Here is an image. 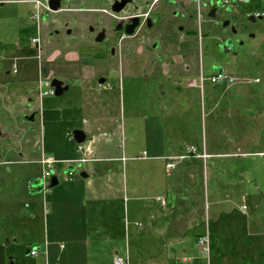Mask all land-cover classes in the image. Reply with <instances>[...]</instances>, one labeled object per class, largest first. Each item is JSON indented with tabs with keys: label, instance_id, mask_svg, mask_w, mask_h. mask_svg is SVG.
I'll return each instance as SVG.
<instances>
[{
	"label": "rangeland",
	"instance_id": "rangeland-1",
	"mask_svg": "<svg viewBox=\"0 0 264 264\" xmlns=\"http://www.w3.org/2000/svg\"><path fill=\"white\" fill-rule=\"evenodd\" d=\"M0 1L6 2L0 6V159L5 161V165L0 168V197L4 199L3 202H7L6 206L0 202L2 204L0 223L5 226L11 225L9 230L12 232L9 235L19 233L16 231L30 222L28 215L19 214L13 218L8 216V212L15 209L14 205L9 206L12 201H18L17 207L20 209L27 202L31 207L36 202L43 207L44 203V214L39 215L34 221L31 233L32 237L37 235L36 238L42 235L44 221L46 223L52 220L48 215V200L54 188L41 193L40 199L35 201L27 191L30 189L28 179L34 181L41 176L43 168L37 161L43 153L57 161L56 176L61 181V186L68 184L67 174L62 172L64 163L78 159L82 155L75 152L76 144L71 138V131L83 129L84 122L92 118L105 116L115 121L116 129L111 135L109 152L113 157H118V163H112L113 167L110 170L111 176L119 183L121 192L119 246L124 250L127 244L129 256L133 261H143L146 256L159 252L157 242L152 239L154 237L145 235L148 211L157 206L153 197L168 195L164 188L166 179L171 180L176 174L186 175L185 178L188 176L186 170H183L186 161L177 157L181 155L186 145L201 147L203 142H210L213 137L215 143L228 145L231 139L230 126L234 129H243L246 126L250 132L251 130L257 132V137L255 134L250 142L255 144L254 150H264V128L257 127L259 122L256 118L258 113L264 114V55L260 57L258 68L225 70L227 75L236 78L235 84L231 85L211 84L207 80L201 82L197 72L190 70L185 73L184 85L179 88V93L172 92L175 87H171L166 99L159 98L156 82L144 78L143 75H131L127 71L117 72L114 78L110 77L105 90L88 92L85 86L79 84L80 81L70 79L69 89L62 96H39V83H42L44 89L43 80L48 82L59 76L56 74L68 68L67 64L81 66L82 62H92L94 65L91 68L97 76L102 74L104 67L98 66L100 63L98 60H89L83 54L71 53V49L67 48L70 44L63 39L56 41L44 39L46 47H41L42 50L31 47V39L38 36L36 24L48 25V20L42 24L34 16L33 3H24L23 0ZM253 1L250 0V8H256L257 13H264V0L260 6L257 4L254 6ZM65 15V11L54 13L50 19L57 20ZM50 28V25L46 27V31ZM262 36L264 37V33ZM259 40L254 42L255 47ZM196 59L199 61V54L196 55ZM255 60L256 58H251L250 62ZM128 62L130 60L126 61ZM14 64L17 66V73L12 72ZM39 70L40 72L42 70L45 76L42 81ZM135 72L134 74L140 73L139 70ZM192 78L198 83L197 87H188V81ZM93 106L97 108V112L87 111ZM209 111L215 118L212 136H209L207 130ZM31 115L34 116V120H26ZM220 124L223 126L220 127ZM88 139L89 136L86 140ZM83 155L90 161L96 159L92 151ZM14 160L20 164H13ZM263 160L264 157H255L254 161L250 158L246 164L244 163L246 168L236 163L234 159L220 160L227 174L217 171L218 184L231 177H237L239 171L246 169L249 170L245 175L249 190L264 192ZM166 163L173 165L168 172ZM82 164L87 167L86 163ZM74 166L76 170L71 171L73 173L71 179L76 180L79 178L80 168L78 165ZM185 178L182 180L183 184L186 183ZM94 182V176L87 179L88 186ZM197 186L201 191V197L194 201L190 200L191 203L188 201L187 205L184 204L187 211L190 208L189 218L182 216L181 222L177 220L175 223L176 229H185L188 221L193 224L201 223V229L194 231L195 235L191 240L203 236L207 226L208 207L205 190L202 184ZM208 187L211 190V182ZM221 189H217L219 193ZM175 194L172 191L169 193ZM25 198L27 199L23 200ZM252 200L254 199L245 194L238 198L235 192L232 203L228 202L230 212L244 215L247 214V210L253 212L256 203ZM168 201L167 207L174 205L177 208V197ZM244 207L247 208L246 211ZM171 211L170 218L176 215L175 210ZM61 219L55 218L54 222L56 224L65 222L64 216H61ZM13 226L18 228L13 229ZM31 236L24 233L16 243L13 242V238L7 239L4 245L0 242V264H4L7 256L13 258L12 264H32L33 258L26 256L32 245L29 242ZM244 238H247L244 231L234 228L230 232L231 248H227L231 256L227 257L228 264H257L256 260L251 261L248 256L253 252L257 256V247L254 246L253 250L246 247ZM39 243L43 246V242ZM51 249L52 247L50 251ZM221 250L225 251L220 248V243L214 240L213 246L210 243L211 254L219 255L218 252Z\"/></svg>",
	"mask_w": 264,
	"mask_h": 264
},
{
	"label": "crops",
	"instance_id": "crops-1",
	"mask_svg": "<svg viewBox=\"0 0 264 264\" xmlns=\"http://www.w3.org/2000/svg\"><path fill=\"white\" fill-rule=\"evenodd\" d=\"M67 65L69 69L62 70V73L56 74L59 75L56 77L63 76L62 79L67 83L70 79L76 82L80 81L79 84L85 86L88 92H93L94 90L101 91L107 88L106 85L109 80L107 83L105 81L101 84L96 82V78L100 75L97 76L91 67H81L74 64ZM14 66L17 70V66L15 64ZM124 71L133 75L129 69L117 71L110 67H104L101 75L109 76V79H111L110 77L114 78L117 72ZM40 74L42 81L45 77L43 76L42 70ZM43 82L45 83V80ZM223 84L231 85L227 83ZM87 111L97 112L98 110L93 106ZM212 114L209 111L207 127L209 136L214 134L212 128L215 126V118ZM260 114L258 113L256 116L259 122L257 127L264 128V114ZM220 125V127L223 126V124ZM230 127L231 139L228 145L215 143L213 141L214 137L210 142H203L201 147L199 145H186L181 151L180 156L185 155L187 149L190 147L195 149V153L183 159H180V156L177 157L180 160L186 161V166L183 170H186L185 172L188 176L185 178L186 175L179 176L176 174L171 180L166 179L164 188L165 193H168V195L153 197V201L157 206L155 209L151 208L148 211V224L145 229V235L154 237L152 239L157 242V248L159 249L157 254L153 253L148 255L143 261H133L129 256L127 244L124 250L119 246L121 237V192L119 191V183L111 176L110 170L113 167L111 165L112 163H118V157H113L109 152V142L111 135L116 129V125L112 118L105 116L103 118L95 117L84 122V128L82 130L86 133V139L87 136H89V139L83 144L88 148V153H91V151L94 152L96 159L88 160L86 162L87 167L77 163L81 158H85L86 155H83L85 153H82L78 159L65 161L62 172H66V170L72 167L76 170L74 165H78L80 172H85L87 178H81L80 176L76 180L67 178L68 184L64 186H61V181L58 179L59 184L51 190V197L48 200V215L52 220L46 223L44 221L42 235L36 238L37 235L32 237L31 233L35 225L34 221L38 219L39 215L44 214V203L43 207L38 202L34 203L33 207H31V204L27 202L20 209V207H17L19 202L12 201L9 206L14 205L15 209L10 210L8 216L13 218L19 214L28 215L30 222L20 228L19 231H16L19 233L13 234L12 236L9 235L12 232L9 230L11 225L5 226L0 223V242L4 245L7 239L13 238V242L16 243L22 234L28 233L32 237L29 240L32 243L30 250L33 248L38 249V253L35 256H30L29 253L26 255L33 258V261H31L32 264H113L114 254L118 253L122 255L125 252L132 264H228L229 262L227 261H229V258L227 260V257L231 256L227 248H231L229 235L235 228V230H241L246 233L247 238L243 239L246 247L252 250L254 246L257 247V256H255L254 252L251 256L250 254L248 255L251 261L256 260L255 262L257 264H264V203H262L264 201V192H256L255 189L249 190L245 179V175L249 173V170L246 169L239 171L238 176L235 178L231 177L228 180L219 182V184L217 180L218 170L227 174V170L222 168L219 162L220 160L234 159L236 163L244 166L246 164L245 162L250 158L252 161H254L255 157L263 158L264 150H254L253 145L255 144L250 143L255 134L257 137V132H254L255 130H251L250 132L246 126L243 129H234L233 126ZM92 144H94L93 150L91 149ZM76 147L77 144L75 146V152ZM42 155L45 154L42 153ZM202 155H205V157H201ZM39 161L37 162L39 163ZM13 164L18 165L20 163L14 160ZM262 164L264 166V160ZM3 165H5V161L0 159V168ZM165 167L166 172H168L173 165L168 168L166 163ZM244 168L246 167L244 166ZM91 176H94L95 182L93 185L88 186L87 179ZM184 178L186 179L185 184L182 182ZM31 180L30 178L27 182L30 185V189L27 190L29 194L33 190L31 182L33 183L36 179L34 181ZM210 182L211 190L208 187ZM201 184L205 190L204 195L208 207L206 233L203 235L208 237V258L200 253L197 244V240L203 236L198 237L197 240H191L193 235H195L194 231L201 229V223L196 222L193 224L188 221L185 229H176L177 226L175 225L177 220L179 223L181 222L182 216L189 218L190 208H187V211L184 204L187 205L188 201H194L197 197H201V191L198 190L197 186ZM220 188H222L221 193L217 190ZM170 191L176 194L169 195ZM235 192L238 198H242L245 194L249 198L254 199L252 202L256 204L253 212H249L247 208L244 209V211L247 210L246 215L244 213L230 212L228 202L232 203ZM40 196L42 194H31L30 197L37 201V199H40ZM176 197L178 198L177 208L174 205L170 206V208L167 207L169 204L168 199L170 200V198L174 199ZM158 198L165 200V206H162L156 201ZM3 200L0 197V202L6 206L7 202H3ZM1 203L0 206L2 205ZM171 210H175L176 215L170 218ZM61 216H64L65 222L56 224L54 219L56 218L58 220L60 217V220H62ZM16 228L18 227L13 226V229ZM213 240L220 243V248L225 249V251H219V255L211 254L210 243L213 246ZM250 241H252L251 245L249 244ZM39 242H43V246H40ZM50 247H52L51 251ZM6 259L4 264H9L13 261V258H8V256ZM249 263L251 262L249 261Z\"/></svg>",
	"mask_w": 264,
	"mask_h": 264
},
{
	"label": "flooded vegetation",
	"instance_id": "flooded-vegetation-1",
	"mask_svg": "<svg viewBox=\"0 0 264 264\" xmlns=\"http://www.w3.org/2000/svg\"><path fill=\"white\" fill-rule=\"evenodd\" d=\"M48 1L23 0L34 4L35 14L38 9L42 24L48 20L43 28L36 24L38 36L31 47L42 50L44 39H63L71 53L98 60L100 67L129 69L156 82L160 99L168 97L171 87L179 93L190 70L206 80L212 70L258 68L264 55V13L250 8V0H60L56 12L48 9ZM253 2L262 5V0ZM62 11L64 17L50 19ZM52 79L69 85L61 77ZM100 79L107 83L109 76L95 81Z\"/></svg>",
	"mask_w": 264,
	"mask_h": 264
},
{
	"label": "built area",
	"instance_id": "built-area-1",
	"mask_svg": "<svg viewBox=\"0 0 264 264\" xmlns=\"http://www.w3.org/2000/svg\"><path fill=\"white\" fill-rule=\"evenodd\" d=\"M35 5L37 6V3L35 2ZM46 9V7H45ZM38 18V9L36 10V14L34 15ZM12 72L13 73H17V70L15 68V66H13L12 68ZM201 82H204L205 79H203V77H200ZM207 81H209L211 84H223V83H227V84H234L236 82V78L235 77H231L229 75H227L225 72H221L218 75L214 76L211 75L210 77H208L206 79ZM45 88H42V83L39 84L38 87V93L40 96H46V95H53V89L50 87L49 82H45L44 83ZM188 87H197L198 83L196 82L195 79H191L188 81ZM76 152L77 153H88V148H86V146L84 144L82 145H77L76 147ZM195 153V149L193 147H190L187 149V152L185 155L180 156V159H183L185 157H188L191 154ZM201 157H205V155H202ZM88 162V159L86 158H81L80 160H78L77 163H86ZM57 163V161H55L52 157L47 156V155H42L41 159L39 161V164L42 166L43 171L41 176L39 177L42 181V187H43V192L47 191L48 189V184L50 182V179L52 176H56L57 171L55 169V164ZM172 165L167 164V167H171ZM67 178L71 180V177L73 175V173L71 171H67ZM42 192V193H43ZM156 201H158L162 206H165V200L158 198L156 199ZM245 209V207H244ZM197 244H198V248L200 250V253L203 254L206 258H208L209 256V245H208V237L207 236H203L201 238H199L197 240ZM38 253V249L37 248H33L31 250H29V255L30 256H35ZM113 264H132L127 256V253H123L121 254H114L113 256V260H112Z\"/></svg>",
	"mask_w": 264,
	"mask_h": 264
},
{
	"label": "water",
	"instance_id": "water-1",
	"mask_svg": "<svg viewBox=\"0 0 264 264\" xmlns=\"http://www.w3.org/2000/svg\"><path fill=\"white\" fill-rule=\"evenodd\" d=\"M48 9L51 12H56L60 9V0H49L48 1ZM212 75L216 76L219 73H221L220 70H212ZM99 84L104 83L105 80L104 79H100ZM50 87L53 88V95L55 97H60L62 96L67 90H68V85H64L61 81L57 80V79H52L50 81ZM28 121H33V116L31 115L29 118H27ZM71 138L74 141L75 144L77 145H81L83 143H85L86 141V133L82 130V129H74L71 131ZM74 168H70L67 171H73ZM79 176L81 178H87V174L85 172H80ZM59 184V180L57 178V176H52L50 179V182L48 184V189L54 188ZM32 189L31 190V194H41L43 192V187H42V181L40 178H37L33 183H32ZM29 252H26V255Z\"/></svg>",
	"mask_w": 264,
	"mask_h": 264
},
{
	"label": "bare ground",
	"instance_id": "bare-ground-1",
	"mask_svg": "<svg viewBox=\"0 0 264 264\" xmlns=\"http://www.w3.org/2000/svg\"><path fill=\"white\" fill-rule=\"evenodd\" d=\"M82 145V144H81Z\"/></svg>",
	"mask_w": 264,
	"mask_h": 264
}]
</instances>
